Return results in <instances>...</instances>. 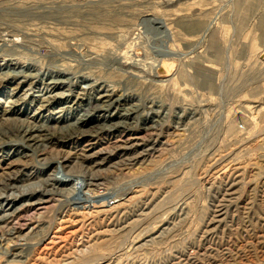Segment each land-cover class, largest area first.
<instances>
[{"label": "rangeland", "instance_id": "rangeland-1", "mask_svg": "<svg viewBox=\"0 0 264 264\" xmlns=\"http://www.w3.org/2000/svg\"><path fill=\"white\" fill-rule=\"evenodd\" d=\"M0 264H264V0H0Z\"/></svg>", "mask_w": 264, "mask_h": 264}, {"label": "bare ground", "instance_id": "bare-ground-1", "mask_svg": "<svg viewBox=\"0 0 264 264\" xmlns=\"http://www.w3.org/2000/svg\"><path fill=\"white\" fill-rule=\"evenodd\" d=\"M162 64H163V67H165V66H166L167 68L170 67L168 64L165 65V62H163ZM162 64H161V65H162ZM166 70H167V69H166ZM17 72H18V71H17ZM9 74H10V73H9ZM14 75H15V74H14ZM50 84H56V82H52V83H50ZM53 86H54V85H53ZM53 100H54V99H53ZM99 106H100V105H99ZM85 113H86V112H85ZM84 116H85V115H84Z\"/></svg>", "mask_w": 264, "mask_h": 264}]
</instances>
